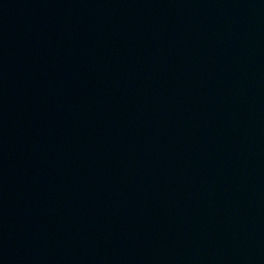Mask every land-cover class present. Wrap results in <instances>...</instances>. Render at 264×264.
Wrapping results in <instances>:
<instances>
[{"label":"water","instance_id":"1","mask_svg":"<svg viewBox=\"0 0 264 264\" xmlns=\"http://www.w3.org/2000/svg\"><path fill=\"white\" fill-rule=\"evenodd\" d=\"M0 264H264V0H0Z\"/></svg>","mask_w":264,"mask_h":264}]
</instances>
